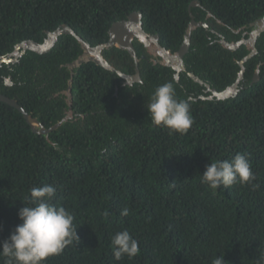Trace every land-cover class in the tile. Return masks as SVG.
Instances as JSON below:
<instances>
[{"label":"trees","instance_id":"16d2710c","mask_svg":"<svg viewBox=\"0 0 264 264\" xmlns=\"http://www.w3.org/2000/svg\"><path fill=\"white\" fill-rule=\"evenodd\" d=\"M193 1L0 0V56L26 39L43 42L47 31L64 23L92 45L103 43L110 25L134 11H142L144 30L158 33L160 43L175 52L192 13L208 25L192 31L187 71L223 91L236 81L238 60L249 49L243 44L232 51L221 36L247 37L251 23L264 16V0H198L196 6ZM256 45L248 78L264 61V32ZM134 46L141 81L128 86L116 71L93 61L75 67L71 76L67 64L82 48L70 33L46 53L27 50L17 62L0 65V91L46 128L67 115L62 92L71 77L77 113L49 134L50 141L0 100V246L22 222L18 211L29 202L30 190L50 184L74 213L80 240L74 238L45 264H211L223 252L227 264H264V65L260 79L244 81L237 95L204 99L199 96L211 93L205 84L187 71L177 81L171 66L150 60L142 42L136 39ZM103 55L116 69L135 74L127 50L113 46ZM165 82L174 83L178 98L191 97L193 124L185 132L151 121L147 104ZM237 153L249 157L254 180L215 190L202 183L209 163ZM124 208L127 215L121 214ZM124 229L138 240L140 252L116 260L112 237ZM6 259L0 256V264Z\"/></svg>","mask_w":264,"mask_h":264},{"label":"clouds","instance_id":"9594fccd","mask_svg":"<svg viewBox=\"0 0 264 264\" xmlns=\"http://www.w3.org/2000/svg\"><path fill=\"white\" fill-rule=\"evenodd\" d=\"M128 83L126 80V86ZM191 102V97L178 98L173 82H165L155 88L147 108L155 126L182 133L193 124ZM67 116L73 118L71 111H67ZM51 147L60 150L56 143ZM254 179L250 159L244 153H237L231 160L209 163L202 174V183L213 190ZM128 212L129 209L124 208L121 214L127 215ZM104 215H109L108 210ZM18 217L22 222L0 246V256L7 258L5 264H45L50 256L60 254L74 238L80 240L77 226L73 223L74 213L53 185L33 187L29 202L19 209ZM112 245L116 260L124 256L132 259L140 252L138 240L127 229L112 237ZM211 264H227L224 252L217 255Z\"/></svg>","mask_w":264,"mask_h":264},{"label":"water","instance_id":"95a60500","mask_svg":"<svg viewBox=\"0 0 264 264\" xmlns=\"http://www.w3.org/2000/svg\"><path fill=\"white\" fill-rule=\"evenodd\" d=\"M199 1L195 0L193 1L192 5L196 6L199 5ZM191 22L189 23V26L187 28V31L184 36V41L180 45L179 49L175 52H172L167 47L163 46L160 43V35L158 33L151 34L144 30L143 28V13L142 11H134L130 13L127 18L114 21L110 27L108 28V34L109 38L107 41L92 45L88 41L84 40L80 35L76 33V31L68 25L67 23L62 24L60 27L56 28L53 31H47V37L43 42H38L33 39H26L21 41L20 43H17L15 45V49L13 52L7 54V55H1L0 56V65L2 63H14L17 62L19 57H21L23 54L27 52V50H32L37 53H46L48 52L56 43L58 40L59 35L63 33H70L73 34L78 42L80 43V46L83 50L82 54L75 59L73 62L67 64L68 67L72 69L71 76L74 75L73 68L79 67L81 64L89 61H93L94 63L101 65L105 67L108 70L116 71L119 75L123 76L126 80L129 82L128 84L131 85L135 81H140V71L138 68L139 61L141 58L137 56L135 47H134V39H138L140 42H142L146 48L151 51L154 55L162 58L158 59L157 62L163 65L171 66L174 70L177 71L175 78L178 81L179 80V72L181 71H187L186 64L184 57L187 54V52L190 49L191 46V39H192V31L197 28L198 26H207V22L205 21H197L193 14ZM252 26V32L249 38L244 37L241 38L239 41H228L224 36L221 37V43L230 50H236L238 47H240L242 44H245L247 47H250L253 49L252 53H250L246 59L241 61L242 70L244 71V62L253 57V55L257 52L256 43L258 37L264 32V17L256 20L254 23L251 24ZM153 43V44H152ZM112 46H117L120 49H124L130 52V54L134 57L136 62V72L135 74H124L121 72V70L116 69L103 55V50ZM187 74L193 78L195 81L205 84L206 87H208L210 90L213 91V93L217 96H215L217 99H225L229 97H233L238 94V92L241 90L238 86V83L240 80L244 77V73L240 72L239 77L237 79V82H235L233 85L229 86L228 88L224 89L223 91H219L215 88H210V85L206 82H204L199 76H197L195 73L191 71H187ZM72 77L69 79L67 92H71V85H72ZM7 83L12 84L11 78H7ZM1 89V87H0ZM0 100L6 102L7 104L16 107L25 117V120L32 128L33 132L44 135L48 140H50L49 134L57 129L62 123L66 122L70 117H65L61 121H59L57 124L50 128H46L41 121L34 117L32 114L26 112L25 108L18 102L16 98H12L10 96H7L3 94L0 91ZM51 141V140H50Z\"/></svg>","mask_w":264,"mask_h":264},{"label":"flooded vegetation","instance_id":"af4514ba","mask_svg":"<svg viewBox=\"0 0 264 264\" xmlns=\"http://www.w3.org/2000/svg\"><path fill=\"white\" fill-rule=\"evenodd\" d=\"M264 17V16H263ZM260 19V18H259ZM252 24V23H251ZM251 26V25H250ZM249 26V27H250ZM240 30H237L236 32H239ZM251 32H252V30H250V31H245L244 32V34L245 35H248L247 36V38H249L250 37V35L249 34H251ZM261 36V35H260ZM259 36V37H260ZM222 37V36H221ZM258 37V38H259ZM136 39H134V41H135ZM221 40V39H220ZM241 40V39H240ZM134 41H133V43H134ZM229 41V40H228ZM236 41V40H235ZM237 41H239V40H237ZM257 41H258V39H257ZM233 42V41H232ZM243 45V44H242ZM113 47V46H112ZM146 47V46H145ZM241 47V46H240ZM240 47H238V48H240ZM237 48V49H238ZM256 48H257V52L253 55V57L257 54V53H259V50H258V47H257V45H256ZM236 49V50H237ZM248 49H249V52L245 55V56H243V58L242 59H240V60H238V63H239V65H240V71H239V73H238V76H237V79H238V77H239V74H240V72H243L244 73V77L240 80V82L238 83V86L240 87V89L243 87V85H241L244 81H248L249 83H250V85H252V84H254L255 82H257L259 79H260V77H261V69H262V66L264 65V61H262V59L261 60H259V62H257L255 65H254V67H253V73H252V75H251V77L250 78H248V77H245V75H246V72L248 71V69H249V66H248V63H247V61L248 60H251L253 57H251V58H249V59H247L245 62H244V67H245V69H244V71H241L242 70V65H241V61L242 60H244V59H246V57L250 54V53H252V51H253V49L252 48H250V47H248ZM232 51H235V50H232ZM82 52H83V50H82ZM150 53H151V51H149ZM82 54V53H81ZM80 54V55H81ZM79 55V56H80ZM158 59H162V58H160V57H158V56H156V55H154L153 53H152V57H151V59L150 60H152L153 61V63L154 64H156V63H158L157 62V60ZM90 62V61H89ZM71 63V62H70ZM69 64V63H68ZM139 66V65H138ZM251 66V65H250ZM67 68L71 71V74H72V69L70 68V67H68V65H67ZM75 68V67H74ZM73 68V69H74ZM77 68V67H76ZM105 68V67H104ZM182 72V71H181ZM176 73H177V71H175V74L174 75H176ZM179 76H180V72H179ZM8 78H10V77H8ZM237 79H236V81L235 82H237ZM141 81V80H140ZM124 82H125V79L123 80V84H124ZM135 82H137V81H135ZM134 82V83H135ZM234 82V83H235ZM6 84L7 85H11V84H8L7 83V81H6ZM209 84V83H208ZM125 85V84H124ZM210 85V84H209ZM233 85V84H232ZM206 86V85H205ZM229 86H231V85H229ZM229 86H227L226 88H228ZM67 88H68V86H67ZM210 88H215V87H211V85H210ZM225 88V89H226ZM216 89V88H215ZM205 91H206V93L207 92H211L210 94H208V95H200L199 97H201V98H204V99H217L216 97V95L213 93V91L212 90H210L208 87L205 89ZM62 94L65 96V98H66V101H68V111H71V113H72V116L73 117H75V115H77V113H76V111H75V109H74V107H73V97H74V94H73V92H72V85H71V92L70 93H68L67 92V89H65V90H63V92H62ZM216 96V97H215ZM54 97H56V96H54ZM42 113V112H41ZM40 113V114H41Z\"/></svg>","mask_w":264,"mask_h":264},{"label":"bare ground","instance_id":"6f19581e","mask_svg":"<svg viewBox=\"0 0 264 264\" xmlns=\"http://www.w3.org/2000/svg\"><path fill=\"white\" fill-rule=\"evenodd\" d=\"M149 33V32H148ZM152 34V33H151ZM60 36V35H59ZM153 44V43H152ZM135 47V46H134ZM135 50H136V48H135ZM129 52V51H128ZM130 53V52H129ZM136 53H137V51H136ZM138 56V55H137ZM139 68V67H138ZM139 71H140V69H139ZM176 71V70H175ZM122 72V71H121ZM122 73H124V72H122ZM124 74H126V73H124ZM129 75V74H128ZM121 76V75H120ZM122 78H123V76H121ZM140 77H141V75H140ZM125 79V78H124ZM125 83V82H124ZM26 112H28V111H26ZM29 113V112H28ZM31 114V113H30Z\"/></svg>","mask_w":264,"mask_h":264}]
</instances>
